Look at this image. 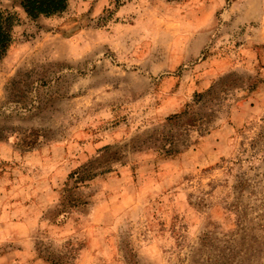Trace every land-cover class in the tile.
<instances>
[{
  "label": "rangeland",
  "instance_id": "rangeland-1",
  "mask_svg": "<svg viewBox=\"0 0 264 264\" xmlns=\"http://www.w3.org/2000/svg\"><path fill=\"white\" fill-rule=\"evenodd\" d=\"M0 7V264H264V0Z\"/></svg>",
  "mask_w": 264,
  "mask_h": 264
},
{
  "label": "trees",
  "instance_id": "trees-1",
  "mask_svg": "<svg viewBox=\"0 0 264 264\" xmlns=\"http://www.w3.org/2000/svg\"><path fill=\"white\" fill-rule=\"evenodd\" d=\"M22 6L26 14L30 17L37 18L40 15L50 16L54 13L64 11L68 7V0H15ZM9 15L0 7V57L3 55L7 47L12 41V35L8 27ZM188 124L196 127L197 123L190 120ZM94 173L92 169L87 167H79L71 172L68 181L65 182L63 188V197L67 204L76 206L81 203L80 196H74L72 190L79 184L85 183L87 179H91Z\"/></svg>",
  "mask_w": 264,
  "mask_h": 264
}]
</instances>
